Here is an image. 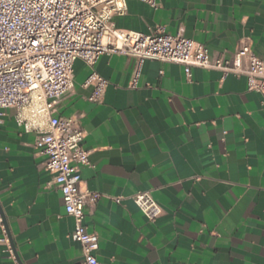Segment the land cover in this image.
Wrapping results in <instances>:
<instances>
[{
    "label": "crops",
    "instance_id": "0c3cea01",
    "mask_svg": "<svg viewBox=\"0 0 264 264\" xmlns=\"http://www.w3.org/2000/svg\"><path fill=\"white\" fill-rule=\"evenodd\" d=\"M118 29L163 28L229 56L250 44L264 61V0L128 1ZM101 104L75 63L74 88L56 106L78 117L90 165L82 188L100 197L85 225L99 237L100 264H264V94L245 77L103 55ZM140 72L138 83L132 81ZM4 110L0 124V264H76L74 220L46 169L37 136ZM151 192L163 214L150 222L133 202ZM121 198V203L115 201ZM12 247L16 261L10 256Z\"/></svg>",
    "mask_w": 264,
    "mask_h": 264
},
{
    "label": "built area",
    "instance_id": "2783aa9c",
    "mask_svg": "<svg viewBox=\"0 0 264 264\" xmlns=\"http://www.w3.org/2000/svg\"><path fill=\"white\" fill-rule=\"evenodd\" d=\"M131 0H0V124L4 110H15L17 125L37 136L35 147L47 156L46 169L62 195L66 214L74 220L71 234L81 248L76 264H100L99 237L85 225L86 207L98 194L83 190L81 167L90 165L83 147L85 131L78 117H60L56 106L74 88L75 63L93 72L85 83L88 101L101 104L109 82L94 67L103 55L177 64L188 78L194 68L245 77L248 90L264 94V61L248 44L229 56H212L208 48L163 28L150 34L118 29L113 19L126 14ZM157 8V0H137ZM135 74L132 87L138 83ZM133 202L154 222L162 207L151 192H138ZM121 203V198H116ZM3 220L0 225L3 228ZM10 256L16 261L11 246Z\"/></svg>",
    "mask_w": 264,
    "mask_h": 264
}]
</instances>
